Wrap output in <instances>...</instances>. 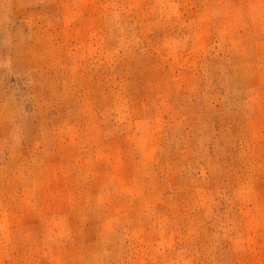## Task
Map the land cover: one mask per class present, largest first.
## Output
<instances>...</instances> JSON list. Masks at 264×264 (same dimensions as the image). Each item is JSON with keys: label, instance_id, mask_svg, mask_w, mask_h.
Listing matches in <instances>:
<instances>
[{"label": "rangeland", "instance_id": "374dc122", "mask_svg": "<svg viewBox=\"0 0 264 264\" xmlns=\"http://www.w3.org/2000/svg\"><path fill=\"white\" fill-rule=\"evenodd\" d=\"M0 264H264V0H0Z\"/></svg>", "mask_w": 264, "mask_h": 264}]
</instances>
